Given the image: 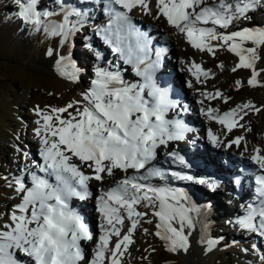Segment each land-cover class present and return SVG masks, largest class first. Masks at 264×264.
Wrapping results in <instances>:
<instances>
[{
	"label": "snow or ice",
	"instance_id": "snow-or-ice-1",
	"mask_svg": "<svg viewBox=\"0 0 264 264\" xmlns=\"http://www.w3.org/2000/svg\"><path fill=\"white\" fill-rule=\"evenodd\" d=\"M12 3V18L18 22L19 32L43 34L57 41L45 52L54 60L57 76L81 82V69L72 59L71 48L77 34L94 20L96 9H101L106 18L96 35L116 62L102 66L101 53L86 43V50L93 55V67L79 99L63 107L33 109L39 159L21 167L19 175L3 177L20 201L6 213L8 222L0 226V264H122L138 225L152 224L153 219L152 234L169 253H187L190 237L197 229V242L204 253L217 250L223 237L209 234L210 206L194 202L173 182L206 184L214 191L221 187L220 181L164 167L169 161L191 167L182 154L168 149L173 142L185 141L196 129L181 118L187 109L173 98V90L162 86V58L168 49L155 46L150 34L138 27L130 14L139 10L154 20L163 19L201 53L214 57L223 49L233 54L237 62L231 71L250 70L246 83L255 88L264 73V68L257 67L264 52V26L228 29L250 19L249 13L264 6V0H53L52 8L43 7L41 0ZM129 70L131 78H126ZM186 70L197 84L210 77V72L195 62ZM186 86L194 87L191 80ZM241 87L242 82L237 80L236 89ZM199 94L200 115L221 125L225 130L222 135L243 128L244 118L260 111L243 103L220 113L214 107H205L204 102L221 99L227 103V97L219 90ZM206 137L213 148L225 150L241 147L244 139L238 136L225 143L211 129ZM160 148L166 150L163 162L159 161ZM23 155L27 160L30 154ZM248 160L253 166V195L247 204H241L243 214H237L232 223L241 232L264 238V152L255 147ZM117 171L122 178L115 179ZM105 176L115 179V183L106 189L101 187L95 198L100 218L99 235L95 237L71 202L89 199L91 182L103 184ZM234 182L241 183L239 177ZM144 232L148 234L147 229ZM94 239L91 255L86 256L82 242ZM252 248L256 251L257 245ZM261 260L264 264V253Z\"/></svg>",
	"mask_w": 264,
	"mask_h": 264
},
{
	"label": "rangeland",
	"instance_id": "rangeland-1",
	"mask_svg": "<svg viewBox=\"0 0 264 264\" xmlns=\"http://www.w3.org/2000/svg\"><path fill=\"white\" fill-rule=\"evenodd\" d=\"M42 4L47 7L51 6L52 2L42 0ZM89 11L92 10L89 9ZM93 15L95 16L94 20L89 21L85 31L77 34L74 46L71 48L72 59L81 69V82L72 83L57 76L53 70L54 60L45 55L46 50L49 47H55L57 41L46 39L43 34L30 36L26 32H19L17 30L18 22L12 19V0H0V226L8 222L6 213L10 212L11 208L20 201V197L6 186L3 177L10 179L13 175H19L21 167L30 166L34 159H39V143L34 136L36 127L34 121L37 117L33 114V109L36 106L42 109L46 106L63 107L67 103L79 99L80 93L89 83L93 67V55L86 50V43H90L94 50H99L103 56V64L115 60L112 57L109 58V55L111 56L110 49L102 45L99 42L102 39L96 35L97 29L106 22V18L96 10ZM98 16L100 19H97ZM249 16L250 19L241 21L238 25L230 27L228 31L237 30L247 24L264 23V6L250 12ZM96 19L102 21L97 24L95 23ZM150 24L155 28L157 25L158 29H161L162 24L166 25V22L163 19L154 20L151 18ZM86 37L87 39H85ZM181 37L175 34L174 39L180 40ZM67 51L66 48L65 52L67 53ZM79 55H81L80 58ZM186 55L181 60L177 55H174L179 64L184 60V63L180 64L181 67L177 66V63L173 65L180 71H177L178 73L187 76L190 74L186 70L187 66L192 62L201 64L205 70L210 72L209 79L204 82L207 88L221 85L219 88L222 93H226L229 89L232 90L230 99L226 103L228 108L250 103L260 109L259 112H250L244 118L241 122L244 125L243 128L236 127L232 132L226 133L223 138L233 139L238 136L244 138L241 143L242 147H236L233 151H237V149L238 152L243 151L244 144L247 148L249 147L250 152H252L251 148L255 147L261 148L264 152V75L260 85L252 88L246 83L250 77V70H237L233 73L231 69L235 66L236 57L226 50L217 51L214 57L197 50ZM261 56L263 60L264 52ZM80 59L81 65H79ZM42 61L44 62L42 63ZM218 65H222V67H218ZM191 78L193 80L192 76ZM237 80L242 82V87L239 90L236 89ZM198 87L193 92L196 94L195 103L200 105L197 101L201 99L198 97H200L199 93L202 89ZM224 131L222 127L214 128V132L220 136ZM17 148L20 151H17ZM25 152L30 154L27 160L24 159ZM191 174L196 176V173ZM106 178L109 177L105 176ZM97 183L92 184L96 192L98 191ZM180 186L183 184L177 187ZM235 187L236 184L232 183L229 178L219 190L213 191L208 187L203 191H193L191 187L186 188L193 201L210 206L209 234L213 238L223 237L217 250L205 254L197 242L198 236L195 232L190 237L191 247L187 253H169L164 250L162 242L152 234L155 231V220L149 216L148 219H153V223L138 225L133 236L134 242L122 257V264H172L171 260L176 262L174 264H262L261 254L264 253V238L255 234H246L233 226L232 221L235 220L237 214H243L241 204H247L250 200L249 197H252L248 186L243 187L242 184L240 190L237 189L236 192ZM227 189L233 194L235 193L233 200H238V202H230V197L223 193ZM91 193H93V189ZM95 195L97 196V193ZM92 201L94 198L90 202ZM88 206L91 207L90 204ZM89 208L86 209L92 212L93 207ZM139 210L143 211V209ZM99 222L100 218L94 220L91 227L98 229V232ZM144 229L148 230V234H145ZM98 232L96 237L99 235ZM253 244L257 245L256 251H253ZM244 249H247V252ZM17 255L20 259H25L20 254Z\"/></svg>",
	"mask_w": 264,
	"mask_h": 264
},
{
	"label": "bare ground",
	"instance_id": "bare-ground-1",
	"mask_svg": "<svg viewBox=\"0 0 264 264\" xmlns=\"http://www.w3.org/2000/svg\"><path fill=\"white\" fill-rule=\"evenodd\" d=\"M49 1H53V0H49ZM41 2H42V0H41ZM47 5H49V4H47ZM43 7H45V6L43 5ZM46 8H49V6H47ZM149 21H150V19H149ZM156 28H157L156 29L157 33H159L161 36H165L168 39L167 48L169 50V52H168L169 54H168V57L166 58V62L163 64L164 67H163L162 71L163 72H166V71L170 70L168 72V73H170V72H172V70L175 71V69L170 65V61L168 60L169 57H173L174 55H177L180 58V60H181V59H183L185 57L186 54L191 53L192 51H195V50L192 49L191 46H189L184 41L183 37H181L180 40L179 39L175 40L174 39L175 32H174L173 29H171L167 25V23H166V25H163L162 24L161 29L159 28L160 30L158 29L157 25H156ZM261 54H262V52H261ZM80 56L81 55H79V58H80ZM43 62L44 61H42V63ZM45 62H47V61H45ZM109 62H111V60ZM109 62H107L106 64L104 62V64H102V66H107V64ZM115 62H116L115 60L114 61L112 60V63H115ZM79 63H80L79 65H81V59H80V62ZM50 65H52V64H50ZM257 67H258V69L264 68V59L263 60L261 59L260 61H258ZM122 70H123V67H122ZM263 75L264 74L262 73V76ZM262 76L261 77H258V79H260V80L263 79ZM126 78H131L130 70L126 74ZM192 83H194V82H192ZM178 84L179 85H182V75L176 71V84L175 85H178ZM206 86H207L206 84H202L201 85L202 91H207V92H210L211 93V92H215V91L219 90L221 92V90L219 88L221 85L215 86V87L210 88V89L207 88ZM197 87H198V85H197ZM198 88H200V86ZM186 92H187V102H190L192 104V101L191 100H192V98H193L194 95L188 89L186 90ZM222 94L225 97H227L228 100H229L230 99V96L232 94V90L229 89L226 93H222ZM198 98H201L202 99L201 96L198 97ZM204 106L205 107H207V106L214 107V108L218 109L220 113H222L224 111H227L230 108H234L235 107V106H232L231 105L232 107L228 108L226 106V103L224 102V100H221V99L211 100L210 102L206 100L204 102ZM200 107H201V105H191V109L194 110L193 111L194 112L193 115L196 118V121L195 122H196V124L199 125V135L202 136V139H201L202 142H201V144H199L201 147H199L198 149L194 150L193 153H190V155L193 156V157H195L197 160L198 159L201 160L202 161V164H198L195 167H192L191 166L190 168H183L182 167L181 172H185L187 174L196 173V176L197 177H200V176H212V177L215 176V177H217L218 176V177L221 178V182H220L221 187L224 185V182H226L229 178H230V181L232 183L236 184L234 182L235 181V178L233 177V173H235V172L240 173L239 172V168L242 165H244V164H249L251 166V168H253V166L250 164V162L248 160V155L251 152H250V150H248L247 153H244V150L243 151L241 150L240 152H238V149H237V151L236 150L233 151L236 148H231L228 151L224 150L223 147L213 148L211 146V144L207 141V137H206V133H205V128H210L211 126H213V127H217V126L218 127H222V126L219 125V124H216L215 122H208V121H206L204 119V117H202L200 115V111H199ZM223 137H224V135H221V139ZM197 145H198V143H197ZM202 147H204L206 150H204V151L201 150ZM169 148L171 149L172 147H169ZM253 149L254 148H251V150H253ZM171 150H174V148L171 149ZM241 153H244V154L241 155ZM225 157L228 158L226 161H224V158ZM164 159H165L164 158V155L159 153V161L163 162ZM226 162H229L230 163V166L229 167L228 166H225L223 164V163H226ZM164 167L168 168L167 165H164ZM179 167L181 168V166H179ZM209 167L211 168V171L208 170ZM245 175H246L245 173H241V176H242L241 179H240L241 183L239 185L236 184L235 192L237 191V189H239L242 186V184H243V187L244 186H248V188L250 189V183L252 184V181L249 182L247 180V178H245L246 177ZM122 176H123V174L120 173L119 171H117L116 172V175H115V179H120V178H122ZM115 179H113L112 177H109L108 179L106 178L104 180L103 184H101V182H98L97 183V181H92L91 182L90 191H92V189H94L93 186H92V184H94V183H97L98 184V191H99L101 187H104L106 189L107 187L113 186L114 183H115ZM173 183L175 184L176 187L179 186V185H181V184H183V186H180V188H183L185 191L187 190L186 189L187 187H191V190H193V191H203L205 189H208V187H207L206 184L192 183V182H183V181H174ZM217 190H219V188ZM187 193H189V192L187 191ZM223 193H225V196L230 197L229 200H231L230 201L231 203L238 202V200L237 201L233 200L235 193L233 194L228 189L225 190ZM95 194H96V192H95ZM247 194H248V190H247ZM93 195H94V191H93ZM249 198H251V197H249ZM194 202H198V201H194ZM90 205H91V207H93V209H92V212L93 213L90 212V210L86 209L84 206L79 207L78 205H75V204L71 203V207H73L74 209H79L80 210L79 211L80 214L82 216H85L87 218V220H88L87 223L89 224L90 229H92L91 228L92 227V222L94 220H98L99 219V215H98V213L95 210V202L94 201L90 202ZM235 212L237 213V211H235ZM196 234H197L198 239H199V229H197ZM93 243H94V241H93ZM87 249H89L88 246H87Z\"/></svg>",
	"mask_w": 264,
	"mask_h": 264
},
{
	"label": "water",
	"instance_id": "water-1",
	"mask_svg": "<svg viewBox=\"0 0 264 264\" xmlns=\"http://www.w3.org/2000/svg\"><path fill=\"white\" fill-rule=\"evenodd\" d=\"M175 257H176V256H175ZM170 263L174 264V263H176V262H175L174 260H171Z\"/></svg>",
	"mask_w": 264,
	"mask_h": 264
},
{
	"label": "trees",
	"instance_id": "trees-1",
	"mask_svg": "<svg viewBox=\"0 0 264 264\" xmlns=\"http://www.w3.org/2000/svg\"><path fill=\"white\" fill-rule=\"evenodd\" d=\"M1 164H4V163H1Z\"/></svg>",
	"mask_w": 264,
	"mask_h": 264
}]
</instances>
